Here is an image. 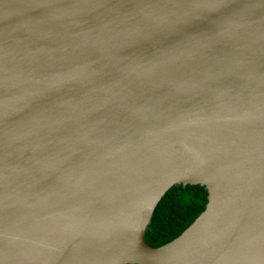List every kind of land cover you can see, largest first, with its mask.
Returning a JSON list of instances; mask_svg holds the SVG:
<instances>
[{"label": "water", "instance_id": "obj_1", "mask_svg": "<svg viewBox=\"0 0 264 264\" xmlns=\"http://www.w3.org/2000/svg\"><path fill=\"white\" fill-rule=\"evenodd\" d=\"M0 264H264V0H0Z\"/></svg>", "mask_w": 264, "mask_h": 264}, {"label": "trees", "instance_id": "obj_2", "mask_svg": "<svg viewBox=\"0 0 264 264\" xmlns=\"http://www.w3.org/2000/svg\"><path fill=\"white\" fill-rule=\"evenodd\" d=\"M208 192L201 185L171 187L156 206L144 240L162 246L179 236L204 211Z\"/></svg>", "mask_w": 264, "mask_h": 264}]
</instances>
